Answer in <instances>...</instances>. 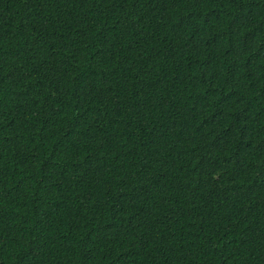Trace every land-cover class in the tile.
Segmentation results:
<instances>
[{"label": "trees", "instance_id": "obj_1", "mask_svg": "<svg viewBox=\"0 0 264 264\" xmlns=\"http://www.w3.org/2000/svg\"><path fill=\"white\" fill-rule=\"evenodd\" d=\"M0 264H264V0H0Z\"/></svg>", "mask_w": 264, "mask_h": 264}]
</instances>
